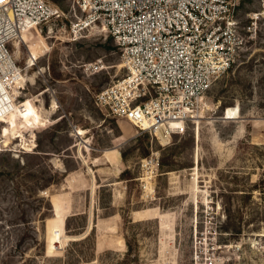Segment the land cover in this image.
I'll return each instance as SVG.
<instances>
[{
  "label": "rangeland",
  "instance_id": "obj_1",
  "mask_svg": "<svg viewBox=\"0 0 264 264\" xmlns=\"http://www.w3.org/2000/svg\"><path fill=\"white\" fill-rule=\"evenodd\" d=\"M47 1L62 17L10 46L38 60L19 132L0 121V264H264V5L241 0L247 46L164 144L95 106L121 53L95 29L74 41L75 0Z\"/></svg>",
  "mask_w": 264,
  "mask_h": 264
},
{
  "label": "built area",
  "instance_id": "obj_2",
  "mask_svg": "<svg viewBox=\"0 0 264 264\" xmlns=\"http://www.w3.org/2000/svg\"><path fill=\"white\" fill-rule=\"evenodd\" d=\"M240 4L241 0H75L73 40L87 29L112 37L126 72L96 95L95 106L157 138L184 133L200 115L214 82L232 69L247 46L237 18ZM62 15L47 0L0 3V81L9 92L16 73L36 66L34 62L20 68L10 46L24 31ZM85 66L97 73L105 67L103 60Z\"/></svg>",
  "mask_w": 264,
  "mask_h": 264
},
{
  "label": "bare ground",
  "instance_id": "obj_3",
  "mask_svg": "<svg viewBox=\"0 0 264 264\" xmlns=\"http://www.w3.org/2000/svg\"><path fill=\"white\" fill-rule=\"evenodd\" d=\"M35 29L34 27L30 28L29 31H24L22 36H21V41L24 42V38L25 36L32 30ZM29 60L27 62L28 65L33 64L34 62H36L38 60L37 54L36 52H29ZM26 64V65H27ZM25 65V66H26ZM14 66V64H13ZM121 67L123 68L124 65L121 64ZM28 68V67H27ZM105 68V67H103ZM18 69V67H17ZM32 68H28L25 71V74L23 73H16L15 77L13 78V81L11 83V92L8 91V89L6 88V85L3 81H0V121L4 124V125H8V128H6L5 130V134L11 133V134H16L17 132H19V126L20 124L17 123V94H15V90L18 89L19 92L23 91V87L26 88V84L27 83H31V78H29V73L27 74L26 71L27 70H31ZM39 72L41 73L42 70ZM27 74V75H26ZM10 84V83H8ZM205 100V99H204ZM204 105V104H203ZM57 106V103L54 102V106L53 109H56L55 107ZM55 110H53L52 112H54ZM31 114V111L29 112ZM237 115V111L236 110H231L229 112L226 113V118L231 120L234 119ZM239 115V114H238ZM237 115V116H238ZM201 117L200 115L197 117V119L195 120V122H197V120H199ZM40 120V116L36 115V119L34 120V123L36 124L37 121ZM6 123V124H5ZM22 124V123H21ZM23 126V125H21ZM27 126V125H26ZM22 128V127H21ZM3 128L1 129L0 132V148L2 147V145L4 143H6V141L8 140L9 137H13L11 135L7 136L4 135L3 132ZM79 134H81V132H79ZM159 138L162 140V142L164 144H167L170 140L169 137H165V136H161V134H158ZM31 143L34 141H30ZM23 150V149H22ZM25 152H28L27 150H23Z\"/></svg>",
  "mask_w": 264,
  "mask_h": 264
},
{
  "label": "snow or ice",
  "instance_id": "obj_4",
  "mask_svg": "<svg viewBox=\"0 0 264 264\" xmlns=\"http://www.w3.org/2000/svg\"><path fill=\"white\" fill-rule=\"evenodd\" d=\"M3 2V0H0V3H2Z\"/></svg>",
  "mask_w": 264,
  "mask_h": 264
}]
</instances>
